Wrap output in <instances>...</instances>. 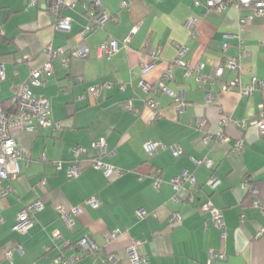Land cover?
<instances>
[{"label": "crops", "instance_id": "crops-1", "mask_svg": "<svg viewBox=\"0 0 264 264\" xmlns=\"http://www.w3.org/2000/svg\"><path fill=\"white\" fill-rule=\"evenodd\" d=\"M45 1L0 0V61L5 73L0 81L1 101L12 98L30 70L46 61V45L64 49L52 61L45 84L29 85L34 93L48 98L51 118L62 128L38 127L27 132L17 121L10 124L11 136L25 154L18 159L17 177L2 182L14 190L0 195V264H57L60 254L75 256L73 264H133L126 252L133 241L141 242L137 251L148 257L136 264H264V212L252 201L264 203V133L252 124L244 130L235 124L264 115V14L235 4L216 11L207 8L206 0H198V5L195 0H129L125 8L120 7L121 0H99L94 15L102 12L109 18L82 36L93 16L92 0H67L61 14L70 18L68 31L55 27V16L42 7ZM244 15L252 18L240 28ZM191 16L197 19L195 37L185 26ZM110 38L119 42V49L110 57L98 56L97 47ZM80 43L89 47L90 54L70 56V48ZM179 45L187 47L183 60L189 69L197 64L202 67L189 72L173 63L168 86L174 93H184L186 106L177 111L168 96L157 93L160 104L154 111L146 105L140 83L144 80L155 88ZM19 57L27 58L19 62ZM63 58L69 59L67 67L61 63ZM231 59L240 67H229ZM150 62L152 67L145 68ZM219 67L222 72L217 77ZM252 76L261 85L242 96L239 88ZM231 81H237L234 88L221 89ZM71 82V91H66ZM104 82L113 86L102 87L95 99L88 88ZM120 84L125 85L123 89ZM208 89L213 93L211 101L205 98ZM129 104L138 112L130 110ZM155 112L159 116L154 117ZM221 117L227 118L223 126ZM199 119L204 120L202 127L197 126ZM220 131L228 135L227 143L214 139ZM239 137L244 148L234 157L231 148ZM95 141L105 142L106 153L100 159L122 169L120 176H106L91 166L98 155L92 146ZM147 141L178 143L182 153L158 148L150 156L144 149ZM76 146L85 147L78 157L83 167L69 177ZM58 161L60 167H56ZM183 169L194 174L196 183L184 182L178 193L181 200L174 203L170 180ZM156 175L162 178L158 185ZM247 176L258 187L252 197L242 189ZM210 178L215 180L212 186ZM90 196L97 198L96 208L84 203ZM37 199L43 207L35 213L32 227L25 233L14 230L18 212ZM207 199L222 210L223 229L200 210ZM57 205L80 206L71 226L61 219ZM140 208L146 211L143 218L136 214ZM176 210L181 221L170 224L169 216ZM113 231L117 236L106 239ZM55 232L60 233L58 245L53 241ZM84 236L99 250L82 255L77 242ZM18 245L21 252L13 251L7 258L6 252ZM211 250L224 252L225 258L208 263ZM110 253L116 255L115 260L105 259Z\"/></svg>", "mask_w": 264, "mask_h": 264}, {"label": "built area", "instance_id": "built-area-1", "mask_svg": "<svg viewBox=\"0 0 264 264\" xmlns=\"http://www.w3.org/2000/svg\"><path fill=\"white\" fill-rule=\"evenodd\" d=\"M99 0H92V4L96 5ZM37 0H29L30 4H35ZM195 5L199 4L198 0H195ZM206 6L208 9H214L216 11H222L230 4H235L236 6H252L254 8V14L260 15L264 14V0H206ZM67 0H46L43 4V9L48 13H51L55 16L54 25L58 29L68 31L70 29V18L67 16H63L61 14V10L66 6ZM120 7L125 8L129 5V0H121ZM89 23L83 27L81 34L82 36L87 35L90 31L100 27L109 16L105 13H100L97 15L92 14ZM252 16L244 15L240 18V28L244 25L250 23ZM185 26L188 29H191L192 36L195 37L197 34V19L196 17H189L185 21ZM0 28V35H1ZM119 42L110 38L107 42L101 44L97 47V55L98 56H106L110 57L114 52L119 49ZM124 46H126V41L124 42ZM187 51V47L185 45H179L176 50L175 57L167 61L165 66L163 67L162 73L160 75V79L156 84V87H151V85L147 81H141L140 86L144 91V101L148 107L153 109L154 111H158L159 100L156 97L157 93H162L168 96L173 102L177 111H181L186 106V101L184 99L183 92H176L168 86V82L172 79V64H178L185 66L189 69V64L183 60V56ZM44 53L46 55V61L38 67H35L30 70V73L27 79L21 83H19L15 87V93L12 96V102L15 106V111L11 114H7L6 111L2 108L0 103V195L6 196L7 194L13 192V187L10 184L3 185L2 182L5 179H14L19 174V166L18 159L25 154L24 149L18 147L17 142L11 136L10 133V124L13 121L19 122L22 130L24 131H34L38 127L48 128L52 131H57L62 128L60 122L55 121L51 118L50 115V103L48 98L41 93H34L29 85L40 86L45 84V74L51 73L53 70L52 61L58 58L60 55L64 53V49L54 48L50 44L46 45L44 49ZM90 54V49L85 43H80L70 48V56L85 58ZM152 58L157 57V53L152 50L150 52ZM27 57H19L17 60L23 61ZM153 62V61H152ZM152 62L149 65H145V68L152 67ZM62 65L67 67L69 65V59L63 58ZM229 67L239 68L240 65L235 59H231L227 62ZM202 67L201 64L195 65L192 69H189V72L193 69L199 70ZM188 72V73H189ZM222 68L219 67L215 71V76L219 77L221 75ZM5 79L4 66L3 62L0 61V81ZM204 81V79H203ZM237 85V81H231L229 83H223L221 86L222 90H229L234 88ZM261 82L255 76H252L251 81L244 87H240L239 92L242 96H249L254 89L259 87ZM73 86V82H71L66 88V91H71ZM113 86L112 82H104L101 85H93L88 88V91L92 94V96L97 99L100 95V91L102 87L110 88ZM121 89L124 88V84L119 85ZM213 93L210 89L205 92V98L207 101L212 100ZM79 98H84L83 96H79ZM130 110L138 112V109H135L131 104L128 105ZM154 113V117L159 116ZM153 117V118H154ZM227 122V118L221 117L219 120L220 126H223ZM204 123L203 119H199L197 121V126L202 127ZM240 129H245L248 124L255 125L261 133H264V115L259 116L255 120L247 123L245 120L236 121V123ZM210 136H206L205 139L208 140ZM215 140L218 142L227 143L229 137L224 132H218L215 135ZM92 146L98 150V155L94 159L91 160V166L96 169H102L106 176L116 175L120 176L124 171L122 169L116 168L112 165L105 164L101 161V156L106 153V144L104 141H95L92 143ZM158 148L161 149H169L173 154L178 155L182 153V148L178 143H174L171 145H167L165 143H153L151 141H147L144 143L145 152L148 155H153L157 152ZM244 148V140L242 137H239L234 145L231 148V152L234 157H239L242 150ZM74 160L72 164L69 166L67 174L69 177L77 175L83 165L78 157L85 151V147L76 146L73 149ZM45 159V155L42 156ZM194 160V159H192ZM204 163L207 166H210V161L205 160ZM56 167H60V162H56ZM162 181L160 175L155 176V183L158 185ZM187 182L189 185L194 186L196 183V179L193 173L183 169L180 174L171 178L170 183L172 185L174 194L171 197L172 202L177 203L181 200L178 193L183 187V183ZM41 184H46V179L41 181ZM208 184L211 186L215 184V180L210 178ZM242 189L249 195L255 196L258 193V187L255 184V181L252 176H247L246 180L242 183ZM255 206H258L261 212H264V203L258 200H252ZM84 203L91 206L92 208H96L98 206V200L95 196H90L89 198L84 200ZM43 207V203L37 199L27 205H25L17 214L15 219V223L13 225V229L25 233L27 232L33 225L35 213L41 210ZM200 210L207 213L209 216V220L220 227L224 228L225 223L223 219V213L220 208H218L211 199H207L203 201L200 206ZM56 210L60 214L61 219H63L67 225H72V217L80 214L81 208L80 206L74 207H65L64 205H57ZM138 218H143L146 216V211L144 209H138L136 211ZM181 221L180 213L176 211H172L169 216V223H179ZM262 232H264V227L262 228ZM117 236V231H113L107 233L105 235L106 239L112 240ZM222 236H225L224 230H222ZM60 239V233L55 232L53 235L54 245H58L57 242ZM140 241H133L126 248V252L129 256L130 261L133 264L144 262L148 259L147 255H143L138 253L137 246L140 244ZM66 244V243H64ZM77 247L82 255L92 254L99 250V246L89 239V237H81L77 242ZM13 251L21 252V247L18 245L14 247L12 250L6 252L7 258H11ZM225 253L220 251L211 250L208 252V263L211 262L212 259H224ZM106 260H115L116 255L107 254ZM75 261V256H71L65 258L63 255H58L55 259L57 264H73ZM193 264V263H192Z\"/></svg>", "mask_w": 264, "mask_h": 264}, {"label": "trees", "instance_id": "trees-1", "mask_svg": "<svg viewBox=\"0 0 264 264\" xmlns=\"http://www.w3.org/2000/svg\"><path fill=\"white\" fill-rule=\"evenodd\" d=\"M90 7L93 8V10H94L93 13H95L97 11L95 5L90 6ZM1 37L2 36L0 35V38ZM0 103L2 105V108L4 109V111H6L7 114H11V113H13L15 111V106L13 105L12 98H10L8 101H1L0 100Z\"/></svg>", "mask_w": 264, "mask_h": 264}]
</instances>
